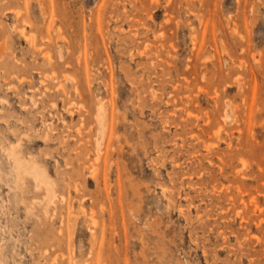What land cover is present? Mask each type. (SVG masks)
Returning <instances> with one entry per match:
<instances>
[{"label": "rangeland", "instance_id": "obj_1", "mask_svg": "<svg viewBox=\"0 0 264 264\" xmlns=\"http://www.w3.org/2000/svg\"><path fill=\"white\" fill-rule=\"evenodd\" d=\"M0 264H264V0H0Z\"/></svg>", "mask_w": 264, "mask_h": 264}, {"label": "bare ground", "instance_id": "obj_2", "mask_svg": "<svg viewBox=\"0 0 264 264\" xmlns=\"http://www.w3.org/2000/svg\"><path fill=\"white\" fill-rule=\"evenodd\" d=\"M12 152V151H11ZM33 174H35V173H33ZM18 177V176H17ZM36 180V179H35Z\"/></svg>", "mask_w": 264, "mask_h": 264}]
</instances>
